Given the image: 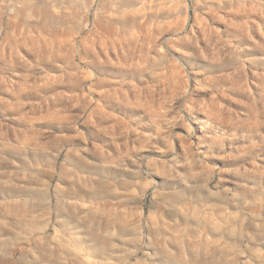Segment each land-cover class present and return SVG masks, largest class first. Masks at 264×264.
Masks as SVG:
<instances>
[{"label": "rangeland", "instance_id": "obj_1", "mask_svg": "<svg viewBox=\"0 0 264 264\" xmlns=\"http://www.w3.org/2000/svg\"><path fill=\"white\" fill-rule=\"evenodd\" d=\"M0 264H264V0H0Z\"/></svg>", "mask_w": 264, "mask_h": 264}]
</instances>
